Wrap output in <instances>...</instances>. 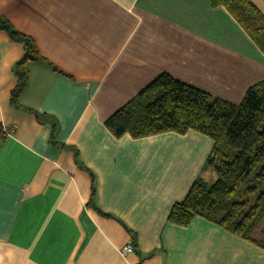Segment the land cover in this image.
I'll return each mask as SVG.
<instances>
[{
    "label": "crops",
    "instance_id": "obj_1",
    "mask_svg": "<svg viewBox=\"0 0 264 264\" xmlns=\"http://www.w3.org/2000/svg\"><path fill=\"white\" fill-rule=\"evenodd\" d=\"M4 22L44 59L26 64L18 105L27 48ZM163 73L240 104L264 50L213 0H0V264H264V247L205 216L169 221L211 182L213 137L106 126Z\"/></svg>",
    "mask_w": 264,
    "mask_h": 264
},
{
    "label": "trees",
    "instance_id": "obj_2",
    "mask_svg": "<svg viewBox=\"0 0 264 264\" xmlns=\"http://www.w3.org/2000/svg\"><path fill=\"white\" fill-rule=\"evenodd\" d=\"M213 5L227 6L264 50V15L256 4L213 0ZM1 26L27 48L15 67L19 82L12 96L18 105L29 76L26 64L44 59L32 37L10 22ZM106 126L118 138L126 133L140 138L190 129L213 137L216 148L208 167L215 170L216 179L196 180L186 199L174 204L169 221L188 226L197 216H205L264 247V232L255 236L264 221V80L251 87L240 104H233L163 73L108 118Z\"/></svg>",
    "mask_w": 264,
    "mask_h": 264
},
{
    "label": "rangeland",
    "instance_id": "obj_3",
    "mask_svg": "<svg viewBox=\"0 0 264 264\" xmlns=\"http://www.w3.org/2000/svg\"><path fill=\"white\" fill-rule=\"evenodd\" d=\"M217 177V174L216 172L214 171L213 174L210 176L209 180L212 182H214V180L216 179ZM262 232H264V221L262 222V226L258 229V231L255 233V236L257 238H260V234H262Z\"/></svg>",
    "mask_w": 264,
    "mask_h": 264
},
{
    "label": "built area",
    "instance_id": "obj_4",
    "mask_svg": "<svg viewBox=\"0 0 264 264\" xmlns=\"http://www.w3.org/2000/svg\"><path fill=\"white\" fill-rule=\"evenodd\" d=\"M134 251V245L132 243L126 245L125 247H123V249L121 250V253L123 255H128V253H131Z\"/></svg>",
    "mask_w": 264,
    "mask_h": 264
}]
</instances>
